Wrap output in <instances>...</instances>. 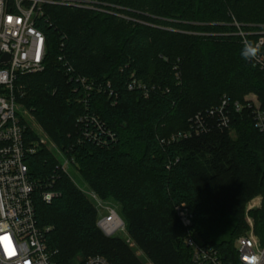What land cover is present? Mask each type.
<instances>
[{
    "label": "trees",
    "instance_id": "16d2710c",
    "mask_svg": "<svg viewBox=\"0 0 264 264\" xmlns=\"http://www.w3.org/2000/svg\"><path fill=\"white\" fill-rule=\"evenodd\" d=\"M83 1L95 8L44 6L36 25L47 38L45 69L19 75L15 92L74 159L83 182L119 205L135 246L105 235L95 203L42 145L25 161L34 179L58 193L51 202L35 197L57 261L101 255L113 264H186L176 209L186 203L194 234L237 264L234 241L246 232L247 203L264 193V133L245 110L229 129L171 138L192 131L191 118L225 95L256 97L264 109V72L241 57L233 24L264 31V0ZM82 78L105 90L92 93L88 108L79 101ZM132 78L149 97L128 89ZM86 114L99 124L79 122ZM27 137L37 139L31 127ZM251 215L264 244V209Z\"/></svg>",
    "mask_w": 264,
    "mask_h": 264
},
{
    "label": "built area",
    "instance_id": "2783aa9c",
    "mask_svg": "<svg viewBox=\"0 0 264 264\" xmlns=\"http://www.w3.org/2000/svg\"><path fill=\"white\" fill-rule=\"evenodd\" d=\"M92 4L83 0H0V59L5 53L10 55L8 62H0V264H63L56 259L58 250L52 249L46 238L52 227L40 225L35 203L37 194L42 200L51 202L58 193L52 190L51 182L34 179L25 161L27 154L37 152L42 145L45 146L46 141L39 138L28 140L27 131L31 127L29 120L33 114L19 102L15 87L19 75L38 73L45 69L47 38L36 25L37 19L44 15V6L95 8ZM233 24L237 27L236 35L243 42L256 37L255 42L264 46V31L245 30L237 21ZM251 63L264 72V47L261 57ZM80 81L84 89L79 101L88 108L92 93L96 89L98 92L104 89L86 78ZM107 85L110 87V82ZM127 86L130 90L139 89L144 97H149V90L142 82L132 78ZM112 93L110 91V95ZM245 110L250 113L255 127L264 133V109L256 97L239 101L225 95L219 104L191 118L192 131L173 135L171 140L208 132L214 127L229 129L233 116ZM90 119L99 124L96 117H90L89 114L81 116L78 121L88 122ZM51 147L48 149L59 159L60 169L70 173L74 159L67 157L56 143ZM86 194L95 203L98 210L97 225L105 235L115 236L126 228L119 206L105 203L91 189ZM176 209L186 229L184 244L190 251V260L186 264H228L219 248L205 243L194 234V216L186 203H181ZM249 221L253 226L251 217ZM234 249L237 264H243L242 258L250 255L264 258V244L254 229L236 237ZM81 264L113 263L101 255H92ZM261 264H264V259Z\"/></svg>",
    "mask_w": 264,
    "mask_h": 264
},
{
    "label": "rangeland",
    "instance_id": "374dc122",
    "mask_svg": "<svg viewBox=\"0 0 264 264\" xmlns=\"http://www.w3.org/2000/svg\"><path fill=\"white\" fill-rule=\"evenodd\" d=\"M29 125L31 126V129H32L33 133L36 135V137L46 141L45 146L47 148H52L51 146L55 142L52 140L51 136L45 131V129L37 122V120H36V118L34 116H33V118L30 117ZM70 173H71V175L73 177V180L77 184V186H79V188L86 194V192L90 188L83 182V180L81 179V176L79 175V173L74 168H70ZM104 201H105V203H109L111 205L115 204V205L119 206L118 204H116L114 201H112L110 199L109 200H104ZM263 209H264V193L258 194L257 196L252 198L247 203V208H246V227H245V231L246 232L247 231H251L252 229L255 228V219L251 215V212L252 211H262ZM249 217H251V219L253 221V226H252V224L249 221ZM115 236L123 238L132 247L135 246L134 243L132 242V239L130 238V235L128 233L127 228L121 230ZM138 254L140 255L141 252H138Z\"/></svg>",
    "mask_w": 264,
    "mask_h": 264
},
{
    "label": "clouds",
    "instance_id": "9594fccd",
    "mask_svg": "<svg viewBox=\"0 0 264 264\" xmlns=\"http://www.w3.org/2000/svg\"><path fill=\"white\" fill-rule=\"evenodd\" d=\"M262 47L264 46L260 42L246 40L243 42L240 55L245 61L255 62L261 57ZM253 67H255V63H253ZM262 259L264 258L260 255H250L242 258L243 264H261Z\"/></svg>",
    "mask_w": 264,
    "mask_h": 264
},
{
    "label": "water",
    "instance_id": "95a60500",
    "mask_svg": "<svg viewBox=\"0 0 264 264\" xmlns=\"http://www.w3.org/2000/svg\"><path fill=\"white\" fill-rule=\"evenodd\" d=\"M10 60V55L9 53H5L2 55L1 59H0V62L1 63H5V62H8Z\"/></svg>",
    "mask_w": 264,
    "mask_h": 264
}]
</instances>
